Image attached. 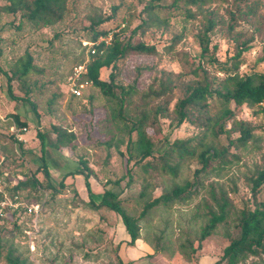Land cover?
Segmentation results:
<instances>
[{
  "label": "rangeland",
  "instance_id": "374dc122",
  "mask_svg": "<svg viewBox=\"0 0 264 264\" xmlns=\"http://www.w3.org/2000/svg\"><path fill=\"white\" fill-rule=\"evenodd\" d=\"M251 1L256 3V13H246V8L241 4L237 24L230 32L227 28V9H234L230 0L216 1L209 5V8L215 9L222 22L211 33L212 45L217 46L215 57L219 61L223 62L227 56L234 54L238 41L251 34L255 36L251 50L243 54L240 73L248 70L264 72V0ZM172 2L173 0L158 1L167 6ZM150 3L156 2L68 0L63 19L42 28H36L34 24L21 18L19 13L0 10V132L6 137L14 134L23 142L26 151L21 161L17 144H12L9 138L0 139V171L3 172L0 176V189L8 183L3 181L4 177H8L14 184L20 177L36 170L40 156L37 131L45 133V157L55 183L66 173L82 167L80 159L86 161L93 172L89 178L90 192L85 187L83 176L67 175L64 179L66 187L61 193L53 197L49 193L45 195L46 203L37 218L38 230L34 233V250L31 256L34 264H118L119 257L124 264H212L221 256L223 248L229 243V237L235 235V223L240 209L252 207L246 177L264 166V113L255 114L254 108L247 105L236 109L237 117L255 127L253 139L245 148H229L230 152L238 155L239 160L232 159L221 170L208 169L198 175L195 171L201 168V163L196 156L182 160L174 158V163H178L175 175L168 171L144 170L135 166L132 183L125 186L126 181L123 179L119 186L114 187L116 191L123 189L125 209L137 217L148 201L168 191L173 185L194 180L202 183L197 194L183 201H174L168 206L159 204L147 211L139 221L141 239L149 243L153 251L155 245H158L160 250L157 253L153 252L144 259L132 262L129 247H133L125 244L129 236L117 214L107 208L93 209L87 203L90 198L99 200L108 179H118L124 175V157L119 151L126 154L125 146L129 135L124 129V120L119 117L111 118L112 112L119 108L114 98L104 95L92 85L87 86L80 97H74L67 90V79L75 65L89 59L85 42L91 18L110 15L114 12L113 7H116L113 22H107L104 26L109 27L124 19V35L127 37L146 17L143 7ZM191 8L195 10L194 6ZM150 15L154 21L143 32L138 31L131 42L142 41L153 45L156 53H130L118 61L117 83L125 90L132 86L135 88L129 95L128 106L124 107V115L129 121L134 119L135 114L148 111L149 106L160 101L150 98L147 106L138 105L141 95L150 85H156V76L165 72L177 84L193 81L195 76L191 72L194 67L191 58L194 63L199 60L197 55L200 49L196 40L200 26L199 16L185 19L179 9L171 7ZM179 34H182L180 41L170 48L172 37ZM25 53L32 57L34 70L23 78L24 85L21 84V79L12 80V90L18 97L24 95L25 89L29 91L28 96L35 103L39 118H36L27 101L11 100L7 93V76L20 67V59L25 57ZM204 66L210 77L221 79L224 76L216 64L205 62ZM109 72V68H102L100 77L107 79ZM179 88L173 90L170 108L175 97L180 94ZM212 103L213 110L218 109V102L212 100ZM230 107H234L233 103ZM12 113H17L27 121L26 131L18 132ZM155 121L154 125L146 127V131L157 152L163 150L166 141L172 142L177 137H195L202 131L197 124L188 121L179 127L172 126L170 116L161 115ZM54 124L74 131L76 139L60 149L51 146L55 140L51 131ZM132 136L134 137V133ZM235 136L234 133L233 137ZM205 143L225 147L228 141L224 134L217 137L208 135ZM226 157L230 158L229 155ZM38 177L41 179V175ZM146 182L149 186L145 189V194L139 196ZM210 185H217L227 193L231 202L229 213L226 222L219 224L202 242L201 248L192 254L191 248L197 245L200 228L207 221L208 206L216 210L209 195ZM73 190H77L78 195L74 196ZM4 197L9 198L6 194ZM257 198L264 200V187ZM23 219V227L31 228V217ZM14 232L10 223L0 231L3 244L0 264H8L4 256L10 248H14L16 254L23 257L26 255L25 242ZM26 243L28 246V241ZM262 257L263 260L249 257L245 264H264V255Z\"/></svg>",
  "mask_w": 264,
  "mask_h": 264
},
{
  "label": "trees",
  "instance_id": "16d2710c",
  "mask_svg": "<svg viewBox=\"0 0 264 264\" xmlns=\"http://www.w3.org/2000/svg\"><path fill=\"white\" fill-rule=\"evenodd\" d=\"M0 10L19 13L24 20L35 25L36 28L46 27L61 21L67 9L68 0H0ZM156 3L144 5L143 10L146 17L141 21L140 25L133 28L129 35L125 37L124 31L126 28V21L121 19L109 27H105L107 22H113V13L116 12V7H113L114 12L107 16L97 15L91 18L89 25V35L87 42L95 41L99 36L106 35L112 32V41L109 45L96 46L95 52L88 53V61L86 63V72L84 77L92 81V86L98 88L104 95L112 97L119 104V108L114 110L111 118L119 117L124 120V129L127 137L125 151L126 154L119 151L124 157L125 173L121 178L108 179L104 183V190L100 195L98 201L91 198L87 203L93 209L107 208L117 214L120 222L123 224L129 239L125 242L127 245H134L140 237L139 221L143 216L159 204L164 206L170 205L174 201H183L197 194L202 183L199 180L193 182L185 181L182 184L173 185L168 191L160 193L152 200L144 205V209L139 216L135 217L127 212L124 206L123 189L116 191L115 186H119L121 180L125 179V186H128L133 181V170L135 166H139L144 170H161L168 171L172 175L176 174L178 163H174L173 159L179 160L185 157L196 156L201 163V168L195 171L198 175L200 172H207L206 170L216 169L221 170L227 164L232 162V159L239 160L237 154L229 151L230 147L245 148L253 139V127L248 121L237 117V108L242 105L254 108L255 114L264 113V72L244 71L239 72V67L243 63V54L251 50L254 34L238 41L235 45V52L226 57L221 62L215 57L217 50L216 45H212L211 33L216 27L221 24V19L218 18V13L214 8H209L211 3L216 1L228 0H173L170 6ZM181 1L182 3H179ZM234 9H227L229 17L228 31H232L237 24L238 13L240 5L243 4L246 8V13L251 15L256 13V3L251 0H230ZM192 6L195 10H192ZM179 9L185 19H194L199 16L200 26L196 33V40L199 46V53L197 63L191 58L194 67L191 69L195 76L193 81H185L182 83H175L168 73L163 72L154 78L156 85H150L145 93L140 97L138 105L147 106L148 99L154 98L160 100L154 105L148 107V111H141L135 114L133 120L129 121L124 115V107L128 106L129 95L135 91V88L129 87L125 90L116 78L119 75L118 61L125 58L130 53H145L155 54L156 49L153 45L146 44L142 41L132 43L131 38L138 32H143L146 27L154 21L152 15L157 14L161 9ZM182 34L174 35L170 48L173 44L180 41ZM238 40V39H237ZM264 57V55H263ZM216 64L224 76L218 79L215 76L210 77L209 72L204 66V63ZM20 67L13 70L12 74L7 76V93L11 100L27 101L34 112L36 118H39L36 105L28 96L29 91L25 89L24 95L21 97L15 96L12 90L11 81L15 78L21 79L32 70H34L32 57L25 53V57L20 59ZM109 68L110 72L107 79L100 77V70L102 68ZM180 87V94L175 97L172 108L169 104L173 98V90ZM163 98V99H161ZM212 100L218 102V109L213 110L214 103ZM233 103L234 107H230ZM170 116L171 125L179 127L184 122L197 124L202 128L201 134L195 137L175 138L172 142H165L163 150L157 152L154 150V143L151 136L147 133L146 127L155 124L158 116ZM13 121L18 132L26 131L27 121L23 120L17 113H12ZM152 117V119H151ZM25 128V130L23 129ZM51 131L55 135V140L51 143L56 149H60L74 139L76 134L72 130H68L60 125H52ZM134 133V137L132 136ZM236 134L233 137V134ZM224 134L228 143L227 146H218L217 144H206L205 139L208 135L214 137ZM16 135V134H15ZM37 138L40 145L39 162L36 170L31 174H26L20 177L16 183L12 184L8 177H4V183L0 189V199L4 198L6 194L12 200L26 201L28 203H46L45 195L49 193L51 197L61 193L65 189L64 179L67 175H81L84 178L86 189L90 190V176L93 172L89 169L86 161L80 159L82 167L76 168L75 171L66 173L61 177L58 183L52 178L51 171L47 164L45 151L47 148L45 133L37 131ZM9 138L12 144L16 143L20 150L21 161L25 154L23 142L18 140L14 134L6 137L0 132V139ZM109 144V141H107ZM74 145L71 146L73 148ZM14 148V147H13ZM227 155L230 158L226 157ZM212 163V164H211ZM86 170H85V169ZM0 171V176L2 175ZM41 175L40 177H38ZM246 183L249 186V191L252 197V207L245 206L239 211L236 218L235 228L236 233L229 237V243L223 248L221 256L212 264H245V260L249 257H258L263 260L264 255V200H259L257 195L264 187V166L258 168L254 174L246 177ZM149 183L144 184L139 196L145 194V189ZM75 189V187H74ZM67 190V188H66ZM90 192V191H89ZM74 196L78 195L77 190H73ZM209 195L216 210L208 206L206 217L207 221L200 228L197 245L191 248L192 254L201 248L202 242L210 236L217 226L225 223L229 213L231 202L227 197V193L217 185H210ZM81 198V197H79ZM28 215L24 209L14 210L11 212L9 218L0 219V231L4 230L5 225L10 223L15 234H19L25 242L26 248L24 251L25 257L15 253L14 248L7 250L4 256L8 264H34L31 261V255L27 246L26 228L23 227L24 219ZM2 234H0V253L3 247L1 243ZM158 245H155L154 253L159 251ZM191 255V253H190ZM192 256V255H191ZM121 259H118V264H124Z\"/></svg>",
  "mask_w": 264,
  "mask_h": 264
},
{
  "label": "built area",
  "instance_id": "2783aa9c",
  "mask_svg": "<svg viewBox=\"0 0 264 264\" xmlns=\"http://www.w3.org/2000/svg\"><path fill=\"white\" fill-rule=\"evenodd\" d=\"M112 32H109L106 35L99 36L95 41L93 42H85L88 46V53H94L96 46L98 45H109L112 41ZM264 48V44H263ZM86 63L87 61H82L75 65L72 69V73L67 79V90L68 92L74 96V97H80L82 95L83 90L89 86L92 85V81L86 79L83 75L86 72ZM264 106V102L262 103ZM25 130V128H23ZM18 136V135H17ZM19 139L20 136H18ZM42 203H25L23 201H17L12 200L11 198L4 197L3 199H0V219L2 218H9L11 215V212L14 210H20L24 209L26 214L31 217V223L32 227L25 230V233L27 235V241H28V248L30 255L33 256V250H34V233L38 230L37 229V218L40 215V212L42 211ZM33 228V230H32ZM39 264V263H37Z\"/></svg>",
  "mask_w": 264,
  "mask_h": 264
},
{
  "label": "crops",
  "instance_id": "0c3cea01",
  "mask_svg": "<svg viewBox=\"0 0 264 264\" xmlns=\"http://www.w3.org/2000/svg\"><path fill=\"white\" fill-rule=\"evenodd\" d=\"M80 196L81 193H80ZM133 249L130 248V254L132 255L131 257V261H135L137 259H144L146 258V256L153 254V250L150 247V244L147 243L145 240L143 239H137L134 243V245H132ZM120 258V257H119Z\"/></svg>",
  "mask_w": 264,
  "mask_h": 264
}]
</instances>
